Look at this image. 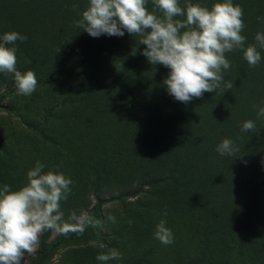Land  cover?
Returning a JSON list of instances; mask_svg holds the SVG:
<instances>
[{
  "label": "rangeland",
  "instance_id": "rangeland-1",
  "mask_svg": "<svg viewBox=\"0 0 264 264\" xmlns=\"http://www.w3.org/2000/svg\"><path fill=\"white\" fill-rule=\"evenodd\" d=\"M244 1L243 36L256 16L252 9L264 18V0ZM188 2L206 6L204 0ZM179 4L184 7L185 0ZM87 6L88 0H0V36L15 31L27 37L14 45L16 69L33 71L38 81L32 95L22 96L14 76L0 72V187L18 190L39 161L43 173L72 181L71 195L61 202L65 220L83 210L103 221L83 235L41 234L37 250L21 264H100L96 256L109 249H117L121 258L108 264H264V181L257 189H243L245 161L233 162L248 139L240 141L233 156H221L216 147L222 140L209 132L185 145L190 135L200 134L196 127L179 129L178 101L166 88L160 106L150 115L144 112L142 107L155 104L146 71L162 66L141 55L145 46L138 36L93 38L76 27ZM257 51L261 61L255 68L241 50L225 54L237 56L239 67L223 74L233 81L231 91L239 102L240 114L230 118L228 128L234 134L246 120H259L264 129V119L256 115L264 106V49ZM217 93L225 100L223 113L230 112L226 99L231 92L221 88ZM202 109L210 117L216 114L214 107ZM259 137L264 143V133ZM201 152L208 160L198 156ZM176 153L184 160L179 166ZM215 165L222 170L208 182ZM149 179L161 181L134 197L114 199ZM95 195L113 200L96 213ZM108 216H115V223ZM162 219L174 234L168 246L153 237Z\"/></svg>",
  "mask_w": 264,
  "mask_h": 264
},
{
  "label": "clouds",
  "instance_id": "clouds-1",
  "mask_svg": "<svg viewBox=\"0 0 264 264\" xmlns=\"http://www.w3.org/2000/svg\"><path fill=\"white\" fill-rule=\"evenodd\" d=\"M151 3L149 11L148 0H88L86 10L74 25L93 38L122 37L125 32L138 36L139 44L145 46L141 55L147 62L169 70L163 80L167 93L185 104L201 99L204 93L233 88V81H225L223 76L231 67L226 53L242 49L250 68L260 63L257 48L264 49V32H257L256 43L245 48L246 37L241 35L245 27L243 9L234 5L233 0H222L211 8L188 0L184 7L179 0H151ZM257 19L264 22V18ZM26 40V36L15 31L0 36V72L14 76L17 92L22 96L32 95L38 84L33 71L22 73L16 69L14 45ZM256 115L264 119V106L257 108ZM240 130L255 133L256 124L246 120ZM216 151L221 156H233L239 148L232 140L224 139ZM44 167L37 161L26 173L27 183L18 190H11L7 184L0 187V264H21L26 254L35 253L45 231L64 236L83 235L86 228H99L103 224L83 210L79 215L72 212L65 220L61 202L71 195L72 181L53 171L43 173ZM107 219L112 223L116 221L115 216ZM165 225L162 219L153 237L168 246L174 242V234ZM120 258L117 249L96 256L100 264Z\"/></svg>",
  "mask_w": 264,
  "mask_h": 264
},
{
  "label": "trees",
  "instance_id": "trees-1",
  "mask_svg": "<svg viewBox=\"0 0 264 264\" xmlns=\"http://www.w3.org/2000/svg\"><path fill=\"white\" fill-rule=\"evenodd\" d=\"M204 2L206 3V7L211 8V6L215 3V0H204ZM234 5H239L243 10L246 7V3L244 0H235V2L233 3ZM147 8L149 11H151L152 6L151 4L148 2L147 4ZM254 11V15L255 18L253 17L252 21H251V26L246 30V35L244 37H246L245 40V48L250 45L252 42L251 36L253 37V34L256 33L260 28L262 29V27L264 26V22H262L261 20H258L257 18L259 17L258 13L255 12V10L252 9V12ZM261 18V17H260ZM243 23H244V17H242ZM242 54V58L243 56V50L241 49ZM228 60L231 63V67L228 70H225L224 73L226 72H235L238 70V64H237V56L235 55H230L228 57ZM244 61H246L244 59ZM168 69L165 68L164 66L160 67V68H148V70L146 71V83H150L152 81V84L154 85V87H152V93H154L155 96V101H154V105L152 106L151 109L147 110L146 107H142V110L146 113H148L149 115L152 113V111L154 112L156 110V108H158L160 106L159 101L161 99H163L161 92L163 91V89L166 88V86L163 84V80L166 79L167 75H168ZM223 73V74H224ZM148 83V84H149ZM133 89H135V86H132ZM223 87V86H222ZM94 89H98L97 87H95ZM231 92L230 97H228V99H226L227 101L230 102V112H224V101L221 100L220 94L216 92L215 93H204L203 97L201 99H193L190 103H181V102H176L174 104V107L177 109V112L180 115V127L179 129L184 130L185 132H188L189 129H191V127H196L198 129V133L200 135H195L192 136L190 135V139H187V144L191 145L192 142H196V139L201 136H205L206 132H209L210 134L216 136L218 139L224 140V139H230L234 142V145H236L237 147H239L240 149V141L245 139H248V141L250 143L247 142V145H245V152L243 153L242 156H240V152L237 153L236 156H234V160L233 162H239V161H245V163H242L243 165H245V167L247 168L248 173H246L245 176V182L243 185V189H257V187L260 185L259 183L264 180H262V176H264V143L263 142H259L258 140L261 139L259 136H263L264 133V129H261L260 126H258V122L259 120H255V124H256V129L257 131L255 133L252 132H241L240 129H238L237 131H235V134L232 133V131L228 130V128H230V124H232L233 120L239 116V102L236 101L235 99V93L233 94V92L231 90H228ZM218 92V91H217ZM227 98V97H226ZM132 99V98H131ZM134 102V101H133ZM138 108L139 105H137V103L135 102V104ZM211 106V108H215L216 110V114L210 117V114L207 113L206 111H204L202 109V107H206V106ZM190 112V113H188ZM188 113V114H186ZM223 115V116H222ZM188 116V117H187ZM190 118V119H189ZM190 121V123H188L187 121ZM224 120V121H223ZM187 124H190V126H188ZM263 128V127H262ZM259 133V134H258ZM187 136L188 133H185ZM189 136V135H188ZM212 138V136H211ZM216 142V141H215ZM211 146L213 144H210ZM194 148V147H193ZM211 149V148H210ZM206 151V150H205ZM204 151V152H205ZM204 152H201L198 156L203 157V159H207L208 157H205L207 154H204ZM255 157H253V156ZM176 163L175 166H179V162L181 160V157H178V154L176 153ZM244 158V159H243ZM181 162L184 163V160H181ZM257 162V164H256ZM211 166V164H210ZM200 169H202V166H200ZM203 170V169H202ZM205 170V169H204ZM222 170V168L220 169V167L218 165H215L212 167L211 169V174L207 175L209 176V178L207 177L208 182H210L211 180H209L210 178L213 177L212 173L215 175L216 173H220ZM256 171V174H255ZM256 175L258 178H256ZM202 179V184L204 185V175L201 178ZM200 179V180H201ZM225 182H227V179L225 178ZM247 180V181H246ZM161 179H149L147 181H142L140 183H138L137 186H135L134 190L132 191H126L123 193H120L118 195H116L114 197L115 200H120L122 198H131L134 197L136 195H138L139 192H141V189H143L145 186L148 185H154L158 182H160ZM264 183V182H263ZM240 186L242 187V185L240 184ZM95 199V205H94V210L96 213H98L100 211V207L104 202H109L111 200H113L111 197H108L104 200H101L98 196H94ZM47 233V231H45L44 233H42V235H45Z\"/></svg>",
  "mask_w": 264,
  "mask_h": 264
}]
</instances>
